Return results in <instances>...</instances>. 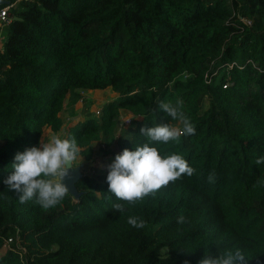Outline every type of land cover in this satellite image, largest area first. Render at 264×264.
I'll use <instances>...</instances> for the list:
<instances>
[{
    "label": "trees",
    "instance_id": "trees-1",
    "mask_svg": "<svg viewBox=\"0 0 264 264\" xmlns=\"http://www.w3.org/2000/svg\"><path fill=\"white\" fill-rule=\"evenodd\" d=\"M1 1L0 264H199L237 247L264 264V0ZM94 89L117 93L137 123L118 134L105 105L69 130L80 152L99 139L132 150L148 142L141 127H182L159 108L179 100L196 132L157 147L192 173L127 203L95 168L77 199L21 203L2 183L15 153L59 132L68 102Z\"/></svg>",
    "mask_w": 264,
    "mask_h": 264
},
{
    "label": "clouds",
    "instance_id": "clouds-1",
    "mask_svg": "<svg viewBox=\"0 0 264 264\" xmlns=\"http://www.w3.org/2000/svg\"><path fill=\"white\" fill-rule=\"evenodd\" d=\"M159 108L168 117L180 121L182 127H172L168 123L141 127L140 133L148 142L137 145L132 150L125 148L114 156L112 162L107 165L105 179L108 192L116 201L133 203L154 193L182 174L190 175L193 171L182 155L163 154L157 147L158 144L177 141L181 134H195L193 123L184 114L179 100L175 103L161 102ZM79 153L80 147L74 138L52 136L45 142L40 140L39 146L26 147L23 151L15 153L9 165L11 171L2 183L17 194L21 203L34 200L44 209L54 207L69 191L62 181L68 175L73 161L79 157ZM255 163H264V155L258 156ZM111 207L120 213L125 205L113 202ZM128 223L136 228L144 226V221L135 216H129ZM246 258V253L237 247L216 256L205 255L199 264H247Z\"/></svg>",
    "mask_w": 264,
    "mask_h": 264
},
{
    "label": "rangeland",
    "instance_id": "rangeland-1",
    "mask_svg": "<svg viewBox=\"0 0 264 264\" xmlns=\"http://www.w3.org/2000/svg\"><path fill=\"white\" fill-rule=\"evenodd\" d=\"M118 100V94L110 89L78 90L75 98L68 102L67 108L63 111L64 125L62 129L54 134L49 132V136L46 135V129H44L42 134L43 142L52 136L67 138L69 130L82 120L90 117L100 118L103 107L107 104L111 110L117 109L118 111L115 115L117 122L116 132L118 134L136 126V116L123 104H120ZM90 145L92 150H87L85 154L80 152L77 160L73 161V165H81L82 172H92L95 168L99 170L107 168L114 156L121 152L115 143L107 146L103 139L92 141ZM82 149L80 147V151Z\"/></svg>",
    "mask_w": 264,
    "mask_h": 264
},
{
    "label": "water",
    "instance_id": "water-1",
    "mask_svg": "<svg viewBox=\"0 0 264 264\" xmlns=\"http://www.w3.org/2000/svg\"><path fill=\"white\" fill-rule=\"evenodd\" d=\"M1 2L8 3V0H2ZM83 175L81 171V165H73L69 170L67 176L63 178V183L67 186L69 192L77 199L80 196L78 189L76 187V181Z\"/></svg>",
    "mask_w": 264,
    "mask_h": 264
},
{
    "label": "built area",
    "instance_id": "built-area-1",
    "mask_svg": "<svg viewBox=\"0 0 264 264\" xmlns=\"http://www.w3.org/2000/svg\"><path fill=\"white\" fill-rule=\"evenodd\" d=\"M18 1H21V0H14V3H17ZM10 6L11 5H6L0 9V25H4L10 22L9 13H8ZM247 22H250V21H247ZM9 240H12V238H10Z\"/></svg>",
    "mask_w": 264,
    "mask_h": 264
},
{
    "label": "crops",
    "instance_id": "crops-1",
    "mask_svg": "<svg viewBox=\"0 0 264 264\" xmlns=\"http://www.w3.org/2000/svg\"><path fill=\"white\" fill-rule=\"evenodd\" d=\"M49 132H52V133L54 134V132H53L51 129L46 128V135H47V136H49ZM43 140H44V138L42 137L41 142H43Z\"/></svg>",
    "mask_w": 264,
    "mask_h": 264
}]
</instances>
